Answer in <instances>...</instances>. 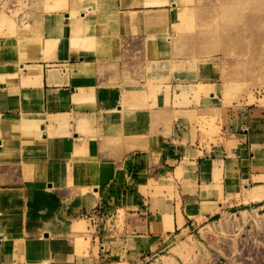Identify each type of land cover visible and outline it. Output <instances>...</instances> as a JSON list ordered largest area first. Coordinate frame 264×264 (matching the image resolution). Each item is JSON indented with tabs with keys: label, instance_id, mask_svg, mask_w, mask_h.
<instances>
[{
	"label": "crops",
	"instance_id": "0c3cea01",
	"mask_svg": "<svg viewBox=\"0 0 264 264\" xmlns=\"http://www.w3.org/2000/svg\"><path fill=\"white\" fill-rule=\"evenodd\" d=\"M54 2L0 36V264H148L264 212V94L209 146L192 116L213 109L168 103L201 81L184 0Z\"/></svg>",
	"mask_w": 264,
	"mask_h": 264
},
{
	"label": "rangeland",
	"instance_id": "374dc122",
	"mask_svg": "<svg viewBox=\"0 0 264 264\" xmlns=\"http://www.w3.org/2000/svg\"><path fill=\"white\" fill-rule=\"evenodd\" d=\"M54 1L0 0V36L23 37L21 33L31 29L32 10L43 6L52 11ZM185 4L190 9L184 10L179 31L190 47V67H200L201 83L181 89V94L167 88L166 94L174 108L213 109L192 116L194 135L203 136L202 143L209 146L221 140L230 107L255 102L256 94H264V0H184ZM83 226L88 234V223ZM191 234L173 249L161 248L159 260L148 264H264V212H228ZM82 243L83 238L78 240Z\"/></svg>",
	"mask_w": 264,
	"mask_h": 264
},
{
	"label": "built area",
	"instance_id": "2783aa9c",
	"mask_svg": "<svg viewBox=\"0 0 264 264\" xmlns=\"http://www.w3.org/2000/svg\"><path fill=\"white\" fill-rule=\"evenodd\" d=\"M91 220H93V218H90Z\"/></svg>",
	"mask_w": 264,
	"mask_h": 264
}]
</instances>
